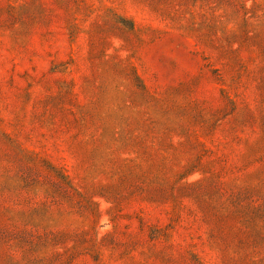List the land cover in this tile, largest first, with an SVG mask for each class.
<instances>
[{"label": "rangeland", "instance_id": "1", "mask_svg": "<svg viewBox=\"0 0 264 264\" xmlns=\"http://www.w3.org/2000/svg\"><path fill=\"white\" fill-rule=\"evenodd\" d=\"M0 264H264V0H0Z\"/></svg>", "mask_w": 264, "mask_h": 264}]
</instances>
